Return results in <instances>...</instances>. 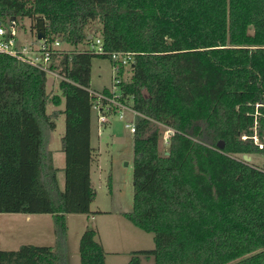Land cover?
I'll return each instance as SVG.
<instances>
[{"label":"trees","instance_id":"trees-1","mask_svg":"<svg viewBox=\"0 0 264 264\" xmlns=\"http://www.w3.org/2000/svg\"><path fill=\"white\" fill-rule=\"evenodd\" d=\"M22 17L34 29L43 19L46 38L74 47L97 20L106 52L131 56V78L118 86L137 113L125 217L155 248L128 264H264V170L241 158L264 154V0H0V23ZM95 57L110 60L77 50L53 58L64 110L50 114L61 97L47 92V75L0 57V214L51 215L55 233L53 247L0 250V264H67L65 216L88 214L95 198ZM60 113L63 190L49 150ZM160 125L173 130L163 152ZM79 255L104 264L94 230L81 235Z\"/></svg>","mask_w":264,"mask_h":264},{"label":"rangeland","instance_id":"rangeland-1","mask_svg":"<svg viewBox=\"0 0 264 264\" xmlns=\"http://www.w3.org/2000/svg\"><path fill=\"white\" fill-rule=\"evenodd\" d=\"M8 21L4 19L2 24L8 25ZM16 25L19 43L34 41L36 33L31 19L17 18ZM100 28V23L95 20L85 29V33L99 37ZM63 47L70 52L81 51L86 44ZM125 71L121 80L126 82L130 80L131 72L130 69ZM115 77L110 60L98 57L92 59L89 90L102 92L110 89ZM46 90L51 95L61 97L58 80L50 75H47ZM63 110V97L58 106L50 104L47 107L48 114ZM125 124H133V116L129 113L124 114L122 121L116 115H110L108 122L101 124L97 113L92 111L91 146L94 161L90 167V180L95 198L88 214L65 216L67 264H80L79 241L88 229L96 233V241L103 250L104 264H128L133 252L155 248L153 234L135 227L125 217L133 207V134L125 128ZM55 125V130L50 134L49 150L53 154V165L58 170V185L63 190L65 158L60 145L65 131L63 114L57 116ZM159 146L162 152L167 148L162 141ZM250 158V165L264 170V154H253ZM54 244V222L51 215L0 214V250L16 251L24 245L53 247ZM141 264H154L153 256L149 259L141 257Z\"/></svg>","mask_w":264,"mask_h":264},{"label":"built area","instance_id":"built-area-1","mask_svg":"<svg viewBox=\"0 0 264 264\" xmlns=\"http://www.w3.org/2000/svg\"><path fill=\"white\" fill-rule=\"evenodd\" d=\"M15 19H9L8 25L4 26L0 23V57L7 56L15 59L18 62L29 65L37 70L44 72L46 75H50L57 80L64 79L53 69V58L55 56H61L69 53L60 38H44V40L27 43H19L17 40V29ZM85 49L80 52L89 53L95 56L108 55L113 63V69L116 77L114 78V84L109 90V96L104 95L102 92H96L89 90V94L92 97L91 108L98 115V122L106 124L110 115H116L119 120L124 119V114L129 113L136 116L137 113L131 108V106L122 100L119 92V84L122 82L119 71L122 70L124 74L125 70L131 68L132 59L129 54L122 53H108L103 47V42L100 36H91L90 40L87 39L85 42ZM78 51V50H77ZM163 129L162 142L164 146H167L169 137L173 133L171 128L160 125ZM125 128L133 134L135 132L134 124H125ZM245 139V137H242ZM254 142L258 144L256 138ZM259 148H262L259 145Z\"/></svg>","mask_w":264,"mask_h":264},{"label":"water","instance_id":"water-1","mask_svg":"<svg viewBox=\"0 0 264 264\" xmlns=\"http://www.w3.org/2000/svg\"><path fill=\"white\" fill-rule=\"evenodd\" d=\"M12 20H14V18H11ZM36 28H35V33H36V40L41 41L44 40L45 36V24H44V20L43 19H38L36 20ZM91 36L88 37V40H90ZM219 147H222V144L218 145ZM242 160L245 163H250L251 158L248 155H242Z\"/></svg>","mask_w":264,"mask_h":264},{"label":"crops","instance_id":"crops-1","mask_svg":"<svg viewBox=\"0 0 264 264\" xmlns=\"http://www.w3.org/2000/svg\"><path fill=\"white\" fill-rule=\"evenodd\" d=\"M65 50H66V48H65ZM27 216H29V215H27Z\"/></svg>","mask_w":264,"mask_h":264}]
</instances>
